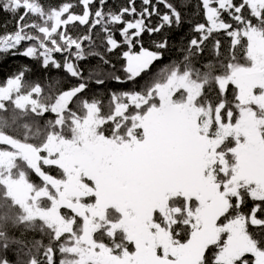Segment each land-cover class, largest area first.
I'll return each instance as SVG.
<instances>
[{
  "label": "snow or ice",
  "instance_id": "obj_1",
  "mask_svg": "<svg viewBox=\"0 0 264 264\" xmlns=\"http://www.w3.org/2000/svg\"><path fill=\"white\" fill-rule=\"evenodd\" d=\"M0 11V264H264V0Z\"/></svg>",
  "mask_w": 264,
  "mask_h": 264
},
{
  "label": "trees",
  "instance_id": "obj_2",
  "mask_svg": "<svg viewBox=\"0 0 264 264\" xmlns=\"http://www.w3.org/2000/svg\"><path fill=\"white\" fill-rule=\"evenodd\" d=\"M109 3L112 4L114 7L118 5H126L127 0H109ZM137 3L139 4V0H137ZM7 24L8 27L5 28L4 25ZM15 26V20L9 16L8 13L0 11V32L5 31H11ZM184 34V30L180 32H173L170 36V42L171 41H179L180 37ZM119 39V36L117 37ZM153 39H159V35L155 37H149L147 34L143 37V43L145 47H151L152 46V40ZM224 40V43L227 44V39L222 38ZM139 48V45L137 46V49ZM126 50V48H125ZM176 55L175 49H172L171 51L167 52L165 54L164 60L167 61L170 57H174ZM113 60L116 63V67L119 68L120 64L123 62L119 55L113 56ZM33 62L29 60L26 57L23 56H12L8 55L6 58L0 55V80H3L4 77L10 75L14 70L18 69L21 65L25 64H32ZM160 61L157 62V65H159ZM155 67V65H154ZM114 87H120L119 85H114Z\"/></svg>",
  "mask_w": 264,
  "mask_h": 264
}]
</instances>
